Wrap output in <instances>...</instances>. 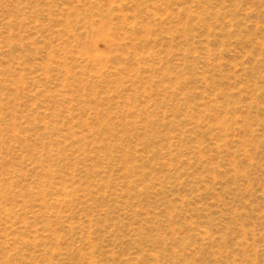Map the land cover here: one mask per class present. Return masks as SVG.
<instances>
[{"label": "rangeland", "instance_id": "374dc122", "mask_svg": "<svg viewBox=\"0 0 264 264\" xmlns=\"http://www.w3.org/2000/svg\"><path fill=\"white\" fill-rule=\"evenodd\" d=\"M0 264H264V0H0Z\"/></svg>", "mask_w": 264, "mask_h": 264}]
</instances>
